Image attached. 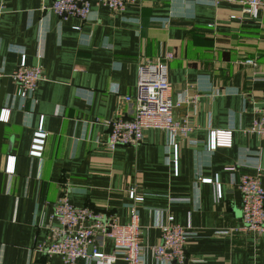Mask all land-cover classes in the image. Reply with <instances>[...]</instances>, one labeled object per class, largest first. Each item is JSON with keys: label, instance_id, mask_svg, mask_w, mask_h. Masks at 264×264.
Masks as SVG:
<instances>
[{"label": "crops", "instance_id": "crops-1", "mask_svg": "<svg viewBox=\"0 0 264 264\" xmlns=\"http://www.w3.org/2000/svg\"><path fill=\"white\" fill-rule=\"evenodd\" d=\"M53 1L0 0L3 106L12 109L0 150V264H64L35 249L58 225L51 215L62 196L120 224L136 207L149 245L160 243L159 226L173 216L196 235L185 244L186 264H264V234L241 230L239 188L243 175L259 176L264 188V135L248 131L264 106V6L252 18L237 3L143 0L116 12L91 0L81 20L44 9ZM166 52L174 55L173 115L193 130L172 139L149 128L138 145L109 148L107 123L133 116L125 96L136 94L140 60ZM21 53L44 72L25 103L10 78ZM41 122L46 137L35 156ZM213 130H231V145L212 149ZM206 179L220 183L221 198ZM131 189L143 199H131ZM101 250L111 253L112 242ZM142 264L173 262L147 252Z\"/></svg>", "mask_w": 264, "mask_h": 264}, {"label": "built area", "instance_id": "built-area-1", "mask_svg": "<svg viewBox=\"0 0 264 264\" xmlns=\"http://www.w3.org/2000/svg\"><path fill=\"white\" fill-rule=\"evenodd\" d=\"M143 0H96V4L107 7L116 12H123L128 4H140ZM206 4L218 5L221 2L237 3L242 11L252 18H257L264 0H201ZM91 0H54L44 9L58 15L62 19L76 17L85 20L91 11ZM5 7L0 4V23ZM174 58L171 52L161 54L156 59L142 58L138 67L136 94L127 95L125 100L134 103L131 118L116 117L107 124L109 132L106 144L115 149L118 146H135L142 142L144 131L149 128L165 131L170 138L179 136L188 138L193 130L189 120L180 121L173 115L177 106L172 99V85L169 81L168 64ZM251 63L252 60H247ZM4 73L0 70V80ZM18 87L17 95L25 103L35 100L38 84L44 79L42 67L29 66L26 55L21 53V62L18 68L10 75ZM22 103V105H23ZM180 103V102H178ZM11 108L2 106L0 120L7 122ZM255 120L250 133L264 135V106L255 110ZM46 134L42 122L34 133L30 154L41 156ZM232 131H211L210 147L231 145ZM176 150L178 145H173ZM14 169V160L12 168ZM215 186L216 198L222 197L220 183L215 180H204ZM239 188L242 198V220L245 232L264 234V188L259 176L243 175L240 178ZM129 197L141 201L142 196L136 194V189L129 191ZM129 222L120 224L112 215H105L90 207H78L71 204L66 196H62L53 206L52 220L58 225L49 226L47 240L35 249L47 256H58L64 264H77L85 258L97 264H142L147 252L160 262L186 264L185 244L196 236L190 232L188 226L174 222L173 216H168L167 222L160 224L162 229L161 241L156 245L146 244L142 236V228L136 207L130 210ZM224 233V232H223ZM196 234V233H195ZM113 244L111 253L101 250L104 241Z\"/></svg>", "mask_w": 264, "mask_h": 264}, {"label": "water", "instance_id": "water-1", "mask_svg": "<svg viewBox=\"0 0 264 264\" xmlns=\"http://www.w3.org/2000/svg\"><path fill=\"white\" fill-rule=\"evenodd\" d=\"M8 80H9V77L4 76L0 82V110H1L3 103H4V99H5V95H6V86H7ZM4 131H5V123L0 120V150H1V146H2Z\"/></svg>", "mask_w": 264, "mask_h": 264}]
</instances>
